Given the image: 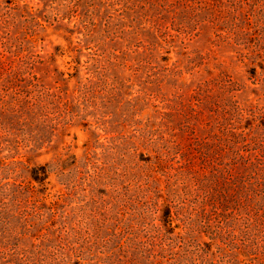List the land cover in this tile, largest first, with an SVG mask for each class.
Here are the masks:
<instances>
[{"label":"trees","instance_id":"obj_1","mask_svg":"<svg viewBox=\"0 0 264 264\" xmlns=\"http://www.w3.org/2000/svg\"><path fill=\"white\" fill-rule=\"evenodd\" d=\"M129 11L137 71L157 86L181 83L172 100L147 94L153 116L110 142L108 152L121 145L117 157L86 150L88 168L75 167L74 179L68 152L32 163L68 123L56 95L35 82L32 55L0 35V264H264V0H133ZM10 18L1 15L8 26ZM199 28L212 35L205 54L185 44ZM237 64L248 82L233 75ZM186 74L200 81L186 84ZM108 163L119 180L108 201L69 225L79 183L105 180ZM24 171L36 185L57 177L64 193L37 207L45 188L35 192Z\"/></svg>","mask_w":264,"mask_h":264},{"label":"rangeland","instance_id":"obj_2","mask_svg":"<svg viewBox=\"0 0 264 264\" xmlns=\"http://www.w3.org/2000/svg\"><path fill=\"white\" fill-rule=\"evenodd\" d=\"M132 1L0 0L1 37H5L6 41L10 36L7 41L17 45L26 58L32 55L27 62L28 68L33 67L37 77L38 81L35 82L56 95L53 106L61 116L62 123H68L65 128H60L61 125L57 127L54 135H48L46 139L51 141L30 154L32 163L43 164L51 157L68 152L67 171L74 179L77 174L75 167L80 166L83 171L88 168L84 166L86 150L95 159L110 160L114 152L107 150L110 142L133 122L145 121L153 116V108L145 101L147 94H159L172 100L173 96L170 95L177 91L176 86L181 81L157 86L156 78L137 71L140 57L132 52L136 39L132 34L129 11ZM5 12L12 16L10 26L1 21V15ZM211 41V31L199 28L185 44L191 52L205 54L212 48ZM5 48L8 50L6 56L15 49L9 45ZM231 71L241 81L248 78L239 64ZM199 74L193 77L186 74L184 83L195 85L200 81L197 80ZM189 89L192 88L186 86L178 92V96ZM120 147L118 144L114 157H117ZM74 158L78 166L70 165ZM116 170L117 166L108 163L103 168L105 180L97 181L96 185L86 190L84 184L79 183L73 200L66 208V222H70L69 225L98 207L102 199L108 201L110 194H106V191L109 185L119 182L113 173ZM22 175L28 177L26 181H30L35 192L45 188L44 193L35 194L37 207L50 206L55 201L52 195L65 191L55 176L51 175L43 185H36L28 173L24 171ZM5 181L17 186L21 178L16 182L11 179ZM95 201L100 203L95 204ZM84 203L89 205L87 211L77 213L75 205ZM63 225L61 223L59 226Z\"/></svg>","mask_w":264,"mask_h":264}]
</instances>
